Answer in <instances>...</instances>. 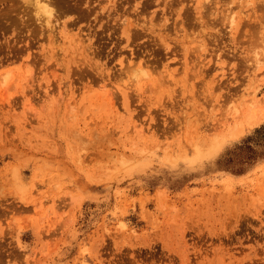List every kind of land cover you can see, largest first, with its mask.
<instances>
[{"label": "rangeland", "instance_id": "1", "mask_svg": "<svg viewBox=\"0 0 264 264\" xmlns=\"http://www.w3.org/2000/svg\"><path fill=\"white\" fill-rule=\"evenodd\" d=\"M223 1L0 0V264H264V0Z\"/></svg>", "mask_w": 264, "mask_h": 264}, {"label": "bare ground", "instance_id": "2", "mask_svg": "<svg viewBox=\"0 0 264 264\" xmlns=\"http://www.w3.org/2000/svg\"><path fill=\"white\" fill-rule=\"evenodd\" d=\"M35 1V2H34ZM186 1V0H185ZM205 2H203V4L204 3H210L211 2V0H204ZM225 1V0H224ZM223 1V2H224ZM33 2L35 3V6L38 8V9H40V10H42V11H44L45 13H47V17L49 18L50 16V14H51V16H52V13L51 12H53V11H51V7H50V5H49V3H51V2H49V0H33ZM20 4V3H19ZM26 4V3H25ZM13 5V4H12ZM53 9V8H52ZM184 9V8H183ZM38 19V18H37ZM50 19V18H49ZM49 21V20H48ZM51 21V20H50ZM54 21V20H53ZM141 23V22H140ZM129 24H131V22L129 23ZM133 24H131V26H132ZM130 26V25H129ZM130 26V27H131ZM147 26V25H146ZM165 26H166V24H165ZM165 26H163V27H165ZM249 27V26H248ZM128 28V27H127ZM134 28V27H133ZM131 29V28H130ZM130 29H129V31H130ZM135 29V28H134ZM146 29V28H145ZM126 30H128V29H126ZM164 30V29H163ZM147 31V30H146ZM140 32V31H139ZM146 33V32H145ZM144 33V34H145ZM138 35H139V33H137ZM146 34H148V33H146ZM149 35V34H148ZM162 36V35H161ZM160 36V37H161ZM79 37V36H78ZM56 38V37H55ZM153 38V37H152ZM164 39V38H163ZM157 44V43H156ZM130 45V44H129ZM165 45V44H164ZM89 50V49H88ZM155 53V52H154ZM90 58H88L87 60H89ZM59 61V60H58ZM147 61V60H146ZM85 62V61H84ZM88 62V61H87ZM86 62V63H87ZM154 62V61H153ZM157 62V61H156ZM144 63V62H143ZM147 63V62H146ZM89 64V66L88 67H91L90 65H91V63H88ZM157 64V63H156ZM159 64V63H158ZM135 66V65H134ZM87 67V68H88ZM100 67V66H99ZM126 67V66H125ZM132 67V66H131ZM136 67V66H135ZM143 67V66H142ZM79 68H80V66H79ZM87 68H82V69H78V68H76L77 70H87ZM128 68V67H127ZM165 68H166V66H165ZM75 69V70H76ZM90 69V68H89ZM88 69V70H89ZM98 69V68H97ZM123 69V68H122ZM145 69V68H144ZM74 70V69H73ZM95 69H93V71H94ZM137 70H143V69H137ZM169 70V69H168ZM82 71H81V73H79L78 72V76H80V74H82ZM120 71H121V69H120ZM56 72V71H55ZM84 72V71H83ZM89 72H91L89 75H91V76H93V74L96 72H94V73H92V71H86L85 72V75L87 74V73H89ZM101 72V71H100ZM139 72V71H138ZM145 73V72H144ZM77 74V73H76ZM96 74V73H95ZM98 74V73H97ZM112 74V73H111ZM114 74H115V72H114ZM116 74H118V73H116ZM84 75V74H83ZM85 75H84V77H85ZM146 75V74H145ZM82 76V75H81ZM100 76V75H99ZM111 76H113V75H111ZM117 76V75H116ZM144 76V75H143ZM84 77L82 78V79H84ZM89 77V76H88ZM102 77V76H101ZM122 77V76H121ZM137 77V76H136ZM147 77V76H146ZM163 77V76H162ZM161 77V78H162ZM91 78V77H90ZM93 78H97L96 76L95 77H93ZM104 78V77H103ZM110 78V77H109ZM131 78V77H130ZM164 79V78H163ZM237 88V87H236ZM234 95V94H233ZM238 110H240V109H238ZM258 110V109H257ZM239 113V112H238ZM238 115V114H237ZM236 115V116H237ZM242 115V114H241ZM247 115V114H246ZM228 116V115H227ZM236 118V117H235Z\"/></svg>", "mask_w": 264, "mask_h": 264}]
</instances>
